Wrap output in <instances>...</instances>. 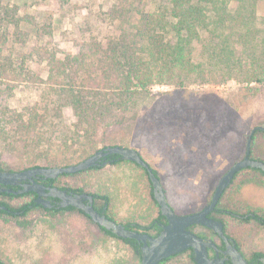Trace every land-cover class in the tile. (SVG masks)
Masks as SVG:
<instances>
[{
	"label": "trees",
	"instance_id": "obj_1",
	"mask_svg": "<svg viewBox=\"0 0 264 264\" xmlns=\"http://www.w3.org/2000/svg\"><path fill=\"white\" fill-rule=\"evenodd\" d=\"M161 3L157 11L145 12L134 5V0H116L104 15L111 24H120L118 35L105 39L90 36L76 43V53L61 54L48 42L35 45L27 52L15 49L7 53L5 47L9 44L14 47L22 44L19 42L25 39V34H19L18 30L25 28V24L15 6L0 2V159L2 153L19 151L29 162L23 170L67 167L105 147L131 148L111 144V134L116 128L126 126L140 108L142 98L152 95L154 85L181 87L192 77L204 81L234 78L264 83V18L258 23L257 15L264 0H161ZM30 25L27 23L36 33L35 25ZM30 62H46L45 81L32 73ZM20 86L39 90V95L31 106L17 111L10 109L7 101ZM66 109L72 113V123L64 119ZM262 144L264 131H256L251 140L250 158L264 162ZM38 161L45 165H38ZM112 168L120 173H108ZM0 169L23 171L7 169L2 162ZM80 175L88 179L76 185L57 184L62 177ZM137 176L148 185V203L123 199L116 193L130 188ZM236 182L238 189L248 184L264 187V172L247 168L237 173L211 214L222 222L227 217L241 222L254 221L264 234V209L247 208L242 213L229 207L228 191ZM39 183L70 194L91 195L98 214L129 230L155 236L166 224L154 200L146 170L136 163L123 161L118 155H109L85 171ZM6 199L20 202L12 205ZM35 199L33 192L0 193V206L7 208L0 209V215L23 218L35 210L54 215L74 211L94 224L74 207L44 208ZM94 225L107 237L129 247L139 262L142 243L120 239ZM189 230L193 231V226ZM236 236V248L247 261L264 257V250L258 249L256 242L247 240L242 232ZM183 254L187 255L189 264H195L190 249L160 264ZM0 264L5 263L0 259Z\"/></svg>",
	"mask_w": 264,
	"mask_h": 264
},
{
	"label": "rangeland",
	"instance_id": "obj_2",
	"mask_svg": "<svg viewBox=\"0 0 264 264\" xmlns=\"http://www.w3.org/2000/svg\"><path fill=\"white\" fill-rule=\"evenodd\" d=\"M0 2L15 6L25 24V28L18 30L19 34H25V39L19 42L24 46L9 44L5 47L7 53L15 49L27 52L47 42L61 54L76 53L75 45L79 41L90 36L105 39L120 33V24H111L104 15L116 0ZM161 4V0H134V5L145 12L157 11ZM257 15L259 23L264 18V4L259 5ZM27 23L31 27L35 25L36 33ZM36 63L40 65L29 63L30 70L45 81L46 62ZM151 93L142 98L140 108L126 126L112 132L110 143L131 146L157 172L167 203L176 214L194 213L209 203L219 178L241 160L251 129L264 126V83L234 78L204 81L192 77L181 87L154 85ZM38 95L39 90L20 86L7 105L20 111L37 101ZM64 119L67 123L73 122L69 109L65 110ZM1 155L0 162L7 169L20 171L29 165L19 151ZM37 164L45 165V162ZM115 170L112 168L108 173H120ZM137 177L130 188L116 193L123 199L148 203V185ZM83 179L88 178L62 177L57 184L76 185ZM237 183L228 191L231 209L242 213L247 208L264 209V187L248 184L238 189ZM6 202L16 205L20 200L6 199ZM224 222L234 238L242 232L247 240L256 242L258 249L264 250V234L256 225L252 231L231 217ZM94 224L74 211L54 215L35 210L23 218L0 215V259L5 264L139 263L129 247L107 237ZM242 247L246 252V246ZM187 260L183 254L165 264H189Z\"/></svg>",
	"mask_w": 264,
	"mask_h": 264
},
{
	"label": "water",
	"instance_id": "obj_3",
	"mask_svg": "<svg viewBox=\"0 0 264 264\" xmlns=\"http://www.w3.org/2000/svg\"><path fill=\"white\" fill-rule=\"evenodd\" d=\"M256 131H264V126H256L251 129L246 140L244 157L230 166L219 178L209 203L200 211L194 213L176 214L167 203L165 191L158 175L154 174L152 168L135 149L122 146L105 147L84 161L67 167H37L20 172L2 171L0 169V193L19 195L33 192L37 196L35 203L44 208L50 209L55 206L48 200V198H51L58 200L56 205L58 209L74 207L81 210L93 223L110 231L116 237L134 239L142 243L139 264H160L161 261L188 249L192 250L193 260L196 264H224L226 259H230L231 264H248L244 256L225 235L222 221L209 217V214L214 211L223 192L237 173L247 168L264 172V162L250 158L251 140ZM109 155H118L123 161L136 163L146 170L152 186L154 200L159 206L160 214L166 219V224L161 226V230L155 236L126 229L122 224L115 223L105 215L98 214L93 208V197L91 195L85 193L70 194L57 187L46 188L36 182L37 179H56L63 174L85 171L99 164L101 159ZM18 185L21 186V189L14 191L12 187ZM0 209L7 210L5 206H0ZM196 225L209 229L212 234L223 240L226 246L225 250L221 252L223 258L218 257L217 246L211 239L204 240L189 230V227ZM209 248L216 252V258L213 260L208 257Z\"/></svg>",
	"mask_w": 264,
	"mask_h": 264
},
{
	"label": "flooded vegetation",
	"instance_id": "obj_4",
	"mask_svg": "<svg viewBox=\"0 0 264 264\" xmlns=\"http://www.w3.org/2000/svg\"><path fill=\"white\" fill-rule=\"evenodd\" d=\"M42 181H45V180H42V179H37L36 182L39 183V182H42ZM23 183H26V182H23ZM21 184V183H19ZM40 184V183H39ZM42 185V184H41ZM46 188H49V186H45ZM12 189H15V190H19L21 189V186L18 185V186H14L12 187ZM28 193V192H27ZM36 195V194H35ZM37 198V196H36ZM48 200L53 204V205H57L58 203V200L57 199H51V198H48ZM56 207V206H54ZM200 211V210H199ZM198 212V211H196ZM237 216V215H235ZM209 217L211 218H215V214H209ZM233 218V217H232ZM234 219V218H233ZM238 221V220H237ZM223 223V229H224V233L225 235L228 237V239L230 240V242H232V244H234V246L236 247V242L234 241V237L233 235H231L229 233V230L227 228V223H225L224 221L222 222ZM235 223H238V224H243V225H247L248 227L252 228V231H253V226L256 225V223L254 221H249V222H241V221H238V222H235ZM234 224V222H233ZM197 229H201V231H197ZM234 232L236 231L234 228H233ZM249 231V230H248ZM197 236L203 238L204 240H209L211 239L217 246V249H218V257L219 258H223V254L221 253L222 251L225 250L226 246H225V243L223 242V240L218 237L217 235H214L212 234V232L207 229V228H204L202 226H193V231ZM250 232V231H249ZM191 250V249H190ZM192 252V250H191ZM193 255V253H192ZM208 257L209 259L213 260L216 258V252L212 249V248H209L208 249ZM245 258V257H244ZM246 259V258H245ZM264 257H258L256 259H251V261H247L248 264H264V261H263ZM195 263V262H194ZM230 262V259H226L224 261V264H228ZM196 264V263H195Z\"/></svg>",
	"mask_w": 264,
	"mask_h": 264
}]
</instances>
